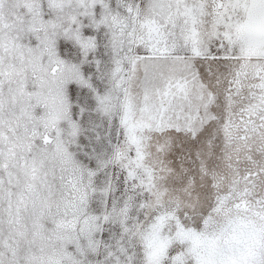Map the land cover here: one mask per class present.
<instances>
[{"label": "snow or ice", "instance_id": "obj_1", "mask_svg": "<svg viewBox=\"0 0 264 264\" xmlns=\"http://www.w3.org/2000/svg\"><path fill=\"white\" fill-rule=\"evenodd\" d=\"M0 264H264V0H0Z\"/></svg>", "mask_w": 264, "mask_h": 264}]
</instances>
